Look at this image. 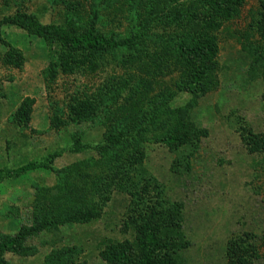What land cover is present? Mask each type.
Instances as JSON below:
<instances>
[{"label": "rangeland", "instance_id": "obj_1", "mask_svg": "<svg viewBox=\"0 0 264 264\" xmlns=\"http://www.w3.org/2000/svg\"><path fill=\"white\" fill-rule=\"evenodd\" d=\"M127 5L124 0H0V18L19 11L37 16L42 24L62 25L70 15L78 16L81 28L97 8L95 29L106 36L124 35L134 30L126 18ZM219 21L210 32L216 44L212 83L195 97L183 119L185 129L201 130L194 138L191 171L175 174L169 167L176 153L154 142L153 134L162 133L164 117L160 116L158 128L150 127L140 139L142 153L134 159L132 178L137 181L142 170L152 173L167 199L182 202L183 232L190 241L182 252L185 264H232L225 255L227 241L246 232L258 238L256 245L251 243L260 255L253 264H264V149L250 150L242 140L249 131L264 147L263 64L257 62L249 70L250 51H264V0H242L234 13ZM149 26L152 32H161L152 21ZM8 47L22 56L19 66L3 61ZM123 53L114 50L90 61L85 58L69 72L56 67L50 77V58L39 37L15 27L1 29L0 169L40 160L54 150H61V155L52 161L53 170L0 180V234L10 235L30 224L34 211L65 214L87 206L102 212L87 223H65L39 232L27 241L34 246L32 254L5 253L3 264H104L97 252L99 239L124 236L119 224L126 217L129 195L107 183L111 172L102 163L82 164L87 156L98 159L94 150H66L72 142L70 134L80 130L79 136L93 144L102 134L122 127L127 111L147 109L148 100L159 91L171 92V104L176 106L190 96L176 90L179 69L171 65L159 72L150 67L147 77L152 90L148 93L139 88L131 92L130 85L119 89L117 83L130 75H145L123 62ZM93 98L95 107L86 108ZM23 99L30 101L26 125L12 121ZM74 104L79 115L70 109ZM57 169L62 170L61 179ZM36 188L41 191L37 204L33 201Z\"/></svg>", "mask_w": 264, "mask_h": 264}, {"label": "trees", "instance_id": "obj_2", "mask_svg": "<svg viewBox=\"0 0 264 264\" xmlns=\"http://www.w3.org/2000/svg\"><path fill=\"white\" fill-rule=\"evenodd\" d=\"M124 1L128 4L130 15L126 18L132 21L131 28H134L124 35L110 33L106 36L95 29L97 8L81 28L77 26L78 16L69 15L62 25L42 24L33 14L15 11L0 18V32L3 27H15L39 37L43 41L46 55L50 58L47 65L50 77L55 73L56 67L62 72H69L85 58L90 61L114 50H123V62H129L145 74L137 78L130 75L117 83L116 87L119 89L130 85L131 92L139 88L148 93L152 90L151 80L147 77L151 73V66L157 72L169 65L173 69H179V80L175 88L178 92L189 94L190 97L185 103L172 105L170 100L173 94L159 91L148 100L147 109L138 107V112L127 111L122 127H115L113 131L102 134L101 139L93 144L79 136L80 130L74 131L70 134L72 142L66 150L70 153L94 150L98 159L87 156L81 161L82 164L87 166L102 163L111 172L106 177L107 183H111L116 189L118 187L120 192L130 197L126 206V217L119 224L124 236L121 239L113 236L102 237L98 241V257L104 264H185L186 259L182 252L187 249L190 241L183 232L182 202L167 199L163 185L152 173L142 170L139 174L141 177L133 181L132 171L137 164L134 159L142 153L138 147L140 139L150 127L154 130L156 126L158 128L156 121L162 116L164 119L159 127L162 133L153 134V140L176 153L170 161V170L177 175L189 174V159L197 145L194 138L201 134V130L185 129L183 119L193 106L195 97L204 94L212 83V59L216 44L210 32L219 26L220 19L234 13L242 0ZM151 21L153 27H161V32L150 30ZM167 28H172L173 32L166 31ZM250 54L252 57L249 70L254 69L257 62L263 64L261 97L264 100V51L256 52L252 49ZM81 55L83 56L79 57ZM22 60L19 52L12 47H8L3 57V61L12 66H19ZM130 81L133 83L129 84ZM96 102L93 98L86 108H94ZM29 103L30 101L23 99L13 113L12 121L21 125L28 123ZM70 109L79 115L75 104ZM242 140L250 146V150L264 149L263 143L255 139L249 131L242 135ZM60 155L61 150H54L40 160H28L13 168H1L0 180L17 178L34 170H53L52 161ZM55 172L58 179H61L62 170L57 169ZM36 189L38 193L33 199L35 204L41 194L40 189ZM100 209L83 206L68 210L65 214L34 211L30 224L21 225L13 234H0V264L4 263L5 253L19 256L32 254L34 246L27 241L39 232L65 223L82 224L93 221L95 216L101 215ZM257 240V236L251 232H246L244 237L229 239L226 258L232 264H253L260 257L251 245H256ZM249 244L252 248L248 251Z\"/></svg>", "mask_w": 264, "mask_h": 264}]
</instances>
